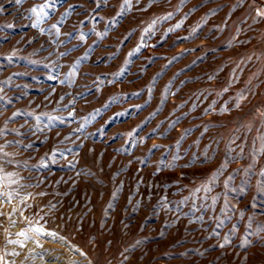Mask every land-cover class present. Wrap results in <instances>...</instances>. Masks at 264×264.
I'll list each match as a JSON object with an SVG mask.
<instances>
[{
  "label": "rangeland",
  "instance_id": "rangeland-1",
  "mask_svg": "<svg viewBox=\"0 0 264 264\" xmlns=\"http://www.w3.org/2000/svg\"><path fill=\"white\" fill-rule=\"evenodd\" d=\"M0 264H264V0H0Z\"/></svg>",
  "mask_w": 264,
  "mask_h": 264
}]
</instances>
